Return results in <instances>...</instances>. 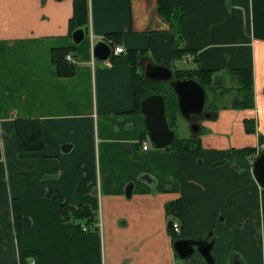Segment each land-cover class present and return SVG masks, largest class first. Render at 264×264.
<instances>
[{"label":"crops","instance_id":"obj_1","mask_svg":"<svg viewBox=\"0 0 264 264\" xmlns=\"http://www.w3.org/2000/svg\"><path fill=\"white\" fill-rule=\"evenodd\" d=\"M157 1L88 0V20L77 28L86 38L76 45L73 0H0V264H21L20 250L30 254L24 264H180L171 220L180 224L178 239L214 241V264H264V188L252 175L264 141V0H184L181 47L189 52L177 61ZM112 33L121 36L107 42L113 49L145 52L143 76L149 63L173 74L212 72L215 90L205 99L217 109L207 108L210 117L188 138L177 133L179 113L171 128L179 140L196 137L199 150L151 149L132 66L115 54L105 62L92 55ZM60 48L76 62L67 61L72 77H59L52 63ZM245 70L254 106H219L216 93L228 81L239 84ZM17 119L39 120L44 151L17 152ZM248 120L255 132L246 129ZM48 192L89 206L97 231L63 222L61 202ZM12 199L22 207L20 241ZM178 199L182 221L166 210ZM181 261L205 264L198 252Z\"/></svg>","mask_w":264,"mask_h":264},{"label":"trees","instance_id":"obj_2","mask_svg":"<svg viewBox=\"0 0 264 264\" xmlns=\"http://www.w3.org/2000/svg\"><path fill=\"white\" fill-rule=\"evenodd\" d=\"M74 1V16L72 18L73 30L77 29L85 25V21L88 20V0H73ZM184 0H158L157 1V12L159 15L171 26L172 33V42H173V57L174 60L181 59L184 57L189 51L181 47V42L183 41L186 33V23H185V10H184ZM120 34H108L103 38L106 43L112 39L115 43L119 41ZM104 41V42H105ZM110 42V46L112 48L113 44ZM70 52L69 49L60 48L54 49L52 51V63L56 67L57 75L59 77H72L75 74V67L69 64L66 60V55ZM120 57V58H119ZM145 57L144 51H135L130 50L125 54H120L118 57L116 56V60L121 63L130 64L133 70V81H134V95H135V103L136 109H140V101L146 96L159 94L165 97L166 101V115L169 123V127L173 128L177 124V115L179 113L178 100L175 91L169 82L163 81H151L143 76L142 72L140 73V63L141 60ZM114 59L115 57L112 56ZM174 79H192L200 83L204 89L207 91H214V77L212 72L210 71H202V70H187V69H178L174 70ZM239 84L237 87V91L241 96H243V102L240 101L239 95L236 97L237 99L234 104L236 108H251L254 106L253 104V82H252V74L250 71H242L240 76L237 78ZM168 83V84H165ZM218 84V83H217ZM224 91V90H223ZM222 91V94L224 92ZM207 107L216 108L217 106L209 104L206 102ZM206 109V108H205ZM213 109V110H216ZM140 111V110H139ZM246 124V129L249 133L255 132V124L253 120H248L244 122ZM42 126L37 119H17L15 120V137H16V150L18 153L22 152H31V151H44L45 143L42 134ZM193 140H179L175 139L174 143L167 147V149H175L177 151H189L193 152L197 151L201 148L199 144V140L194 137ZM263 143V142H262ZM262 153V152H261ZM260 153V154H261ZM57 192H48L47 197L53 199L54 201L61 202V216L63 222L75 221L78 222V228L81 233V224L84 223L88 227L97 229L96 222V214L89 206L80 205L73 206L67 204L61 196ZM12 213L14 219V225L16 227V236L19 240L22 235V207L21 203L18 199H12ZM181 200L170 202L167 204L166 210L167 214L170 217H174L180 221H182V207ZM171 233V228H170ZM173 241L177 240V235L172 232ZM20 241V240H19ZM30 254L24 250H20V259L21 264H24L25 259Z\"/></svg>","mask_w":264,"mask_h":264},{"label":"water","instance_id":"obj_3","mask_svg":"<svg viewBox=\"0 0 264 264\" xmlns=\"http://www.w3.org/2000/svg\"><path fill=\"white\" fill-rule=\"evenodd\" d=\"M86 38V31L83 28L75 30L72 34V40L76 45L81 44ZM113 48L104 42L98 41L93 48L94 59L99 62H105L112 57ZM146 78L151 81L170 82L171 88L176 93L178 107L183 116L189 120L192 115H199L205 109L206 90L195 80L181 79L173 80V72L170 68L149 63L145 68ZM163 95L154 94L146 96L140 102V110L144 116L146 132L154 149H165L171 146L176 138V134L169 127L166 115V101ZM210 117V115H207ZM194 132H200V128L196 126ZM254 178L264 188V152L255 158L252 165ZM133 185L127 188V197H130ZM172 226V220L169 221L168 227ZM173 247L181 260L191 258L196 252L202 256L205 264H214L212 249L214 241L208 242L207 239L190 240L177 239L173 242Z\"/></svg>","mask_w":264,"mask_h":264},{"label":"rangeland","instance_id":"obj_4","mask_svg":"<svg viewBox=\"0 0 264 264\" xmlns=\"http://www.w3.org/2000/svg\"><path fill=\"white\" fill-rule=\"evenodd\" d=\"M181 62H183V61H180L179 62V68H187L186 66H185V64L183 65V66H180V63ZM225 86V88L226 89H224V94H220L219 92H217L216 94L217 95H215V96H217V97H221L222 99L219 101V106H227V105H229V104H231V103H234L235 102V100H236V96L237 95H235L236 93H238V91H237V88H236V86L237 85H234L232 82H230V81H228L227 82V84L226 85H224ZM208 102V101H207ZM205 111H207V108H209V107H207L206 105H205ZM191 124L189 123V121L183 116V114L181 113V111L179 112V122H178V127L179 128H177L178 129V134H179V136H181V137H183V138H188V137H190L192 134H193V132H194V130H193V128H192V126H190ZM264 142V141H263ZM150 145H151V149L152 150H157V149H154L153 148V146H152V144H151V142H150ZM82 225H85L87 228H88V231L87 232H92V230H93V232H95V231H97V230H95V228H90V227H88L86 224H82ZM82 225H81V229H82ZM89 232V233H90ZM92 232V233H93ZM178 262L181 264V262H184V261H181L180 259H178Z\"/></svg>","mask_w":264,"mask_h":264},{"label":"built area","instance_id":"obj_5","mask_svg":"<svg viewBox=\"0 0 264 264\" xmlns=\"http://www.w3.org/2000/svg\"><path fill=\"white\" fill-rule=\"evenodd\" d=\"M91 37L93 38V36H91ZM93 48H94V46H92V51H93ZM113 51H114V53L116 55H120V54H122V53L125 52V50H124V48L122 46H116ZM92 55H93V52H92ZM66 60L68 62H70L71 64H73V65L76 63L75 60L72 58V56L69 55V54L66 55ZM93 61H94V59H93ZM142 148L144 150H147L149 148L148 147V143L147 142H144L142 144ZM256 149H257L258 152L264 150V144L263 143L259 144ZM179 229H180V224L178 222H173V224H172V230H174L175 233L180 234V230ZM82 230L84 232H87L88 231V228L85 225H82ZM30 264H36V263H35L34 260H32V262Z\"/></svg>","mask_w":264,"mask_h":264},{"label":"flooded vegetation","instance_id":"obj_6","mask_svg":"<svg viewBox=\"0 0 264 264\" xmlns=\"http://www.w3.org/2000/svg\"><path fill=\"white\" fill-rule=\"evenodd\" d=\"M209 113L203 111L201 114L199 115H192L191 118L188 120L189 123L191 124L190 126H192L193 130L194 128H196V126H198L199 128H201V124L207 119L209 118L207 115ZM194 134H197L194 132Z\"/></svg>","mask_w":264,"mask_h":264}]
</instances>
